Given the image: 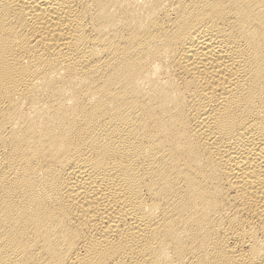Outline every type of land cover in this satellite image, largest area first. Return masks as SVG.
<instances>
[{"label": "bare ground", "instance_id": "6f19581e", "mask_svg": "<svg viewBox=\"0 0 264 264\" xmlns=\"http://www.w3.org/2000/svg\"><path fill=\"white\" fill-rule=\"evenodd\" d=\"M0 264H264V0H0Z\"/></svg>", "mask_w": 264, "mask_h": 264}]
</instances>
